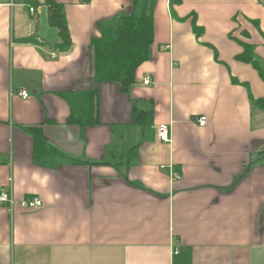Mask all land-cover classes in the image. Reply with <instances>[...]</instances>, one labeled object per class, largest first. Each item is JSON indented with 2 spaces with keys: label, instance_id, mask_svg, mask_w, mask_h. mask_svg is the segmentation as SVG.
I'll return each instance as SVG.
<instances>
[{
  "label": "crops",
  "instance_id": "crops-1",
  "mask_svg": "<svg viewBox=\"0 0 264 264\" xmlns=\"http://www.w3.org/2000/svg\"><path fill=\"white\" fill-rule=\"evenodd\" d=\"M9 2L0 0V192L14 204L0 203V264H264V110L254 103L264 82L230 38L253 44L264 67V0H183L173 13L158 0L150 60L128 94L99 86L87 127L69 123L63 94L94 88L91 38L131 0L60 1L66 51L44 0L34 13ZM134 106L153 114L136 125ZM30 128L62 157L36 162ZM30 198L42 207L24 208Z\"/></svg>",
  "mask_w": 264,
  "mask_h": 264
},
{
  "label": "trees",
  "instance_id": "trees-1",
  "mask_svg": "<svg viewBox=\"0 0 264 264\" xmlns=\"http://www.w3.org/2000/svg\"><path fill=\"white\" fill-rule=\"evenodd\" d=\"M63 0H44L43 5L48 10L49 25L56 29L60 43L56 48L66 51L72 46L68 21ZM94 0H80L82 4H90ZM183 0H170L172 13L174 7L181 5ZM34 11L40 5L38 0H24ZM158 0H131L130 10L122 12L117 17L99 21L97 24L100 35L91 38L90 49L94 88L88 92L65 93L63 96L71 103L69 123L87 127L95 124L96 110L99 97V86L113 83L119 92L128 94L136 83V73L139 67L151 58V48L155 36V9ZM31 9V8H30ZM187 20H191L192 28L197 37H201L204 29L197 23V15L192 12ZM258 27V22H254ZM243 33V32H242ZM244 36L247 37L245 32ZM264 36V35H263ZM241 48V54L235 59L251 65L264 82V67L255 56V46L240 38L230 35ZM78 102V104H74ZM77 100V102H76ZM256 106L264 110V99L254 100ZM153 110H140L134 106L133 122L144 124L145 116L149 117ZM144 116V118H143ZM143 118V119H142ZM29 133L34 140L35 161L44 158H60L62 153L51 146L41 128H30Z\"/></svg>",
  "mask_w": 264,
  "mask_h": 264
},
{
  "label": "built area",
  "instance_id": "built-area-1",
  "mask_svg": "<svg viewBox=\"0 0 264 264\" xmlns=\"http://www.w3.org/2000/svg\"><path fill=\"white\" fill-rule=\"evenodd\" d=\"M9 1H10L9 5L11 7H13L14 6V0H9ZM30 12L34 13L35 11L33 8H31ZM54 57H55V55H54ZM151 81H152L151 78L148 76V77H145L143 79L142 83L145 86H150L152 84ZM20 95L24 99L30 98V94L27 91H22L20 93ZM198 122L201 126H205L207 123V118L201 117ZM157 132H158V136L162 142L171 143L172 140H171V136H170V126L168 124L158 125L157 126ZM162 168L165 169V167H162ZM169 174H170L171 178H173L174 180H179L181 178V175L173 170V166L169 167ZM0 203L1 204H8L9 206H13L14 200H13L12 196L10 195V193L0 192ZM22 205L26 209H38V208L42 207V201L38 198H30V199L24 200Z\"/></svg>",
  "mask_w": 264,
  "mask_h": 264
}]
</instances>
